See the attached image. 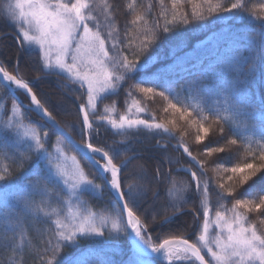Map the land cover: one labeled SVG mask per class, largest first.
<instances>
[{
    "label": "snow or ice",
    "instance_id": "snow-or-ice-1",
    "mask_svg": "<svg viewBox=\"0 0 264 264\" xmlns=\"http://www.w3.org/2000/svg\"><path fill=\"white\" fill-rule=\"evenodd\" d=\"M123 7L121 22L118 0H0V22L13 27L18 52L43 73L25 78L19 54L14 71L0 59V208L7 209L0 264H114L106 255L113 239L129 245L123 264H264V186H254L264 174V97L252 91L262 83L264 3L127 0ZM245 16L258 22L246 37L251 47L222 31L177 55L187 47L183 32ZM165 40L177 41L173 62L152 71ZM221 41L230 43L227 60ZM52 77L64 97L73 94L77 121L61 125L49 106L58 111L64 99L33 90ZM121 96L123 113L116 101L105 104ZM157 98L159 120L147 104ZM108 132L121 139L109 141ZM141 133L159 139L135 148ZM137 159L150 160L151 170L141 162L126 172ZM181 216L191 222L174 227ZM89 240L105 247H81Z\"/></svg>",
    "mask_w": 264,
    "mask_h": 264
},
{
    "label": "trees",
    "instance_id": "trees-1",
    "mask_svg": "<svg viewBox=\"0 0 264 264\" xmlns=\"http://www.w3.org/2000/svg\"><path fill=\"white\" fill-rule=\"evenodd\" d=\"M127 3V0H118V6H119V12H118V18L121 22H123L126 19V16L124 14V4ZM264 3V0H249V7H251L252 4H259ZM258 29V22L250 17H243L240 19H231L228 21H225L223 23H217L215 25H211L209 29L199 32H191L186 31L183 32V37L187 40V47L177 52L178 56H182L185 52L192 51L193 48L201 41L207 40L210 36H212L213 33H220L222 31H227L230 33L236 34V36L239 38V43L241 45H247L248 47H251V43L249 40L246 39L247 35L252 32L253 30ZM7 34L2 40H0V59L4 60V66L7 67L9 71H14L12 66V61H14L17 57V55H20V71L25 76V78H29L31 76H38L43 75V73L39 72L38 65L35 64L34 61L29 62L28 57L25 54L19 53L18 49L16 48V42L13 39L15 36V30L13 27L10 26V24L7 21L0 22V34ZM176 40H165L161 43V50L160 55L163 57L158 63L152 66V71H155L157 68L166 66L168 64H171L173 62L172 57L169 56V49L171 45L176 44ZM210 46V45H209ZM221 49L226 53L224 59L227 60L230 53L227 52L228 48L230 47V43L228 41H221L220 42ZM245 55H248V51L246 50ZM257 76L259 80L262 82L258 86V88H254L253 95L259 99L260 97H264V61L260 62V66L257 70ZM56 79L55 77L49 78L47 80H43L39 86L33 85V90L37 92V95L40 96V89H43L45 92L49 93L53 98H63L64 99V106L58 110L54 111L49 106V111H52L53 116L56 118L58 122H60L61 125H64L66 122L71 123L78 120V113L76 110V101L73 98V94H69L68 97H64L63 93L60 88L56 86ZM20 98L22 99L23 103H29L27 98L20 94ZM6 100L11 105L13 101L12 95H6ZM112 101H116V106L119 109L121 113L125 110V104L123 102V97H110L108 100L105 101V104H111ZM143 103V102H142ZM148 108L150 111L155 112L157 119L164 118V113L162 112V108L164 106V102H159V98L156 99L155 102L148 101ZM47 106V105H46ZM8 115H11L9 112ZM31 116V120L38 122L40 125L44 124V121L37 116L35 113H29ZM145 119H148L149 117L147 115H144ZM49 132L50 137V143L55 142V135L53 134V131L51 128L46 129ZM103 132V129H101ZM104 135L107 137L109 141L115 139L120 140L121 137H113L110 132L104 133ZM141 136L143 138V143H136L135 148L138 149H145L146 147H150L151 144H154L156 139H159V137L148 139L144 133H141ZM76 139H80L79 136L76 137ZM188 142L191 146L192 143V137L189 136ZM172 143H175L173 141ZM193 154L199 156L200 150L197 148H192ZM74 155H77L74 151H72ZM153 153L149 151H144L143 156L148 157L152 155ZM169 154L173 157H180L181 163L188 164V160L183 156L182 153H178L176 151H173L171 148L169 149ZM131 155V153H129ZM200 159H205V157L200 156ZM144 162L149 167V170H151V161L150 160H143V159H137L133 160L131 164H129L128 169L125 171H131L137 163ZM220 163H223V161H220ZM225 166L230 167V164H227ZM172 167H177L176 165H173ZM206 167H209V174L211 175V168L209 165H206ZM195 170V169H194ZM173 175L177 179H187V176L183 172L176 173L174 172ZM99 182V181H97ZM254 186L255 188L259 189L261 186H264V174L258 175L256 178H254ZM163 195V193H162ZM108 195L105 194V199H108ZM90 200V203L93 205V210H101L100 208H97V201L95 199H92L91 197H88ZM215 199V197H213ZM102 203V202H101ZM196 206V203L193 201L189 202L188 207L193 208ZM7 209L0 208V212H5ZM185 221L191 222L190 216H181L174 222V227H179L184 224ZM151 230V229H150ZM189 239H194V237H189ZM34 243H39V238H34ZM81 247H90L93 249H101L104 248V242L100 240H89V241H82ZM129 245L125 241H117L115 239L112 240V247L111 250L106 251V255L110 256L114 262V264H123V261L127 259V256L129 254L128 252ZM75 249H67L66 254L71 255L73 254ZM3 257L2 250H0V258ZM161 264H167L164 262H161Z\"/></svg>",
    "mask_w": 264,
    "mask_h": 264
},
{
    "label": "rangeland",
    "instance_id": "rangeland-1",
    "mask_svg": "<svg viewBox=\"0 0 264 264\" xmlns=\"http://www.w3.org/2000/svg\"><path fill=\"white\" fill-rule=\"evenodd\" d=\"M20 94H23L22 92H20V91H18V93H17V95H18V98H20L21 96H20ZM21 101H22V99H21ZM159 102H161V100L159 99ZM71 154H73L72 152H71ZM165 263L167 262V261H164Z\"/></svg>",
    "mask_w": 264,
    "mask_h": 264
},
{
    "label": "water",
    "instance_id": "water-1",
    "mask_svg": "<svg viewBox=\"0 0 264 264\" xmlns=\"http://www.w3.org/2000/svg\"><path fill=\"white\" fill-rule=\"evenodd\" d=\"M20 92H22L23 93V91H20ZM24 94V93H23ZM27 98H28V96L26 95V94H24ZM16 96L18 97V95H17V92H16ZM20 100V99H19ZM28 100H29V98H28ZM21 101V100H20Z\"/></svg>",
    "mask_w": 264,
    "mask_h": 264
}]
</instances>
